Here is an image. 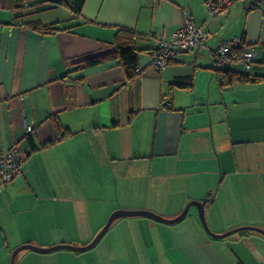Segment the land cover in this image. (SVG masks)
I'll use <instances>...</instances> for the list:
<instances>
[{"label": "crops", "instance_id": "1", "mask_svg": "<svg viewBox=\"0 0 264 264\" xmlns=\"http://www.w3.org/2000/svg\"><path fill=\"white\" fill-rule=\"evenodd\" d=\"M252 2L211 15L206 0H0V146L23 158L0 191V264L25 243L86 245L117 209L173 218L196 200L214 234L264 229V81L220 88L215 73L218 46L241 36L258 56L249 73L264 77V1ZM185 16L208 33L203 45L151 68L157 38ZM122 28L150 50L133 81L115 60L76 68L112 51ZM174 82V109L161 108ZM53 115L72 134L27 154L29 138L56 137ZM14 264H264V234L214 237L191 206L173 224L120 217L87 250L27 249Z\"/></svg>", "mask_w": 264, "mask_h": 264}, {"label": "built area", "instance_id": "2", "mask_svg": "<svg viewBox=\"0 0 264 264\" xmlns=\"http://www.w3.org/2000/svg\"><path fill=\"white\" fill-rule=\"evenodd\" d=\"M236 1L238 0H206V3L210 14L213 15L216 12L226 10ZM207 36L208 33L203 30L202 26L196 25L188 16H185L181 26L172 31L168 37L157 38V48L150 59V67L162 71L172 60L176 59L180 52L197 50L203 45ZM215 54L217 68L240 64L243 71L248 73L258 58L255 50L249 47L241 36L222 41ZM32 130L31 125H26L27 133L32 132ZM22 159L16 145L7 148L0 146V191L10 184L20 172Z\"/></svg>", "mask_w": 264, "mask_h": 264}, {"label": "trees", "instance_id": "3", "mask_svg": "<svg viewBox=\"0 0 264 264\" xmlns=\"http://www.w3.org/2000/svg\"><path fill=\"white\" fill-rule=\"evenodd\" d=\"M59 2L63 0H58ZM264 0H253V5L261 4ZM25 27H30L32 30H35L38 33H49L54 32L55 29L42 25L39 22H32L25 24ZM142 38L139 34L128 29H119L114 37V49L104 54L92 56L85 58L76 63L77 69H82L88 66L97 65L106 61L115 60L122 67L125 79L127 82L133 81L141 72L139 68V56L143 52H149L148 49H141L138 47L137 42ZM157 48V47H156ZM154 49V51L156 50ZM153 51V53H154ZM240 52V49H238ZM217 83L220 88H225L231 84L237 82H259L264 81V77L254 76L248 72H237L232 70L229 67H220L215 69ZM173 85H178V83H172L169 85L167 94L161 97L160 107L165 109H174L172 102V90ZM131 116H128V121H130ZM55 131L56 137L53 140L46 141L40 146L34 143V141L29 138V150L27 154L37 150L40 147H47L63 140L65 137L72 134V132L64 127L59 118L56 115L51 116ZM116 124L114 123L113 126Z\"/></svg>", "mask_w": 264, "mask_h": 264}, {"label": "water", "instance_id": "4", "mask_svg": "<svg viewBox=\"0 0 264 264\" xmlns=\"http://www.w3.org/2000/svg\"><path fill=\"white\" fill-rule=\"evenodd\" d=\"M191 206H195L197 208L199 219H200L203 227L206 229V231L210 235H212L214 237H225L229 234H232L233 232H236L239 230H245V229L257 230V231L261 232L262 234H264V229L257 227V226H250V225L239 226V227L233 228L229 231H226L222 234H214L210 231L209 226H208L207 221H206V218H205L204 202L193 200V201H190L189 203H187V205L184 207V209L181 211V213H179L177 216H175L173 218H165V217H163V216H161V215H159L153 211L146 210V209H135V210L117 209L111 213V215L107 219L105 225L95 235V237L86 245L76 246V245L69 244V243H58V244H55V245H52L49 247H41V246L34 245L31 243H25V244L19 245L18 247H16L12 251L10 264L15 263V257L17 255V253H19L22 250H27V249L38 251V252H51V251L58 250V249H70V250H75V251L87 250V249L93 247L100 240V238L103 236V234L108 230V228L110 227L112 222L115 219L120 218V217L144 216V217L154 219L156 221H160V222H164V223H168V224H173V223H176V222H179L180 220H182L187 215L188 210Z\"/></svg>", "mask_w": 264, "mask_h": 264}]
</instances>
